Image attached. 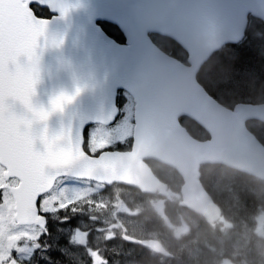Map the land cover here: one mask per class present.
Segmentation results:
<instances>
[{
    "label": "water",
    "instance_id": "1",
    "mask_svg": "<svg viewBox=\"0 0 264 264\" xmlns=\"http://www.w3.org/2000/svg\"><path fill=\"white\" fill-rule=\"evenodd\" d=\"M65 3L71 6L67 16L51 13L57 19L49 27V34L64 42L44 51L41 83L33 100L49 110L56 96L71 98L49 116L48 135H59L71 125L83 133L89 125H110L118 113L117 90L129 93L135 104L131 151L94 158L81 152L77 142L74 156L85 167L76 179L118 183L151 194L165 186L143 161L158 162L182 178L185 208L208 222L217 220L220 210L199 182L200 165H222L264 181V148L245 127L249 120L264 123V104H239L227 110L196 80L214 52L243 38L248 15L264 23V0ZM100 21L117 27L125 43L109 38L97 25ZM148 34L176 43L187 54V65L162 53ZM182 117L203 129L209 139H192L178 123Z\"/></svg>",
    "mask_w": 264,
    "mask_h": 264
},
{
    "label": "snow or ice",
    "instance_id": "2",
    "mask_svg": "<svg viewBox=\"0 0 264 264\" xmlns=\"http://www.w3.org/2000/svg\"><path fill=\"white\" fill-rule=\"evenodd\" d=\"M70 7L65 0H0V264H59L52 232L70 229L68 244L81 246L88 235L66 213L77 211L73 178L85 167L75 146L93 157L97 151L73 125L48 135L49 116L70 97L56 96L49 110L33 103L44 51L64 42L49 34L57 19L49 14L62 18Z\"/></svg>",
    "mask_w": 264,
    "mask_h": 264
},
{
    "label": "trees",
    "instance_id": "3",
    "mask_svg": "<svg viewBox=\"0 0 264 264\" xmlns=\"http://www.w3.org/2000/svg\"><path fill=\"white\" fill-rule=\"evenodd\" d=\"M99 26L114 41L122 43L123 37L114 26L103 22L99 23ZM149 37L162 52L185 63V53L171 40L155 35H149ZM197 81L210 96L226 108H232L238 103H263V22L260 19L250 18L243 40L236 45L224 46L215 53L201 67ZM179 122L192 138L198 141L208 138L202 129L188 119H181ZM246 127L264 147V125L251 121L246 124ZM154 172L158 178L164 179L158 172ZM199 174L204 190L222 212L223 221L238 228L240 222H246L250 218L264 214V182L218 165H203L199 169ZM168 206L172 207L173 203L165 205V207ZM142 210L149 211V209ZM179 210L185 211L182 206ZM198 231L199 239L203 242L198 241L191 248H194L196 252V261L203 264L202 260L211 259L210 256L203 255L205 247L211 244L207 242L208 235L204 226H200ZM213 245L215 246V243ZM135 255L132 252V258ZM222 258L230 260L232 264H244L239 263V255L230 252L227 248L222 252ZM139 259L143 260V257L140 256ZM259 262L263 263L261 258L254 256L249 262L245 261V264H259Z\"/></svg>",
    "mask_w": 264,
    "mask_h": 264
},
{
    "label": "flooded vegetation",
    "instance_id": "4",
    "mask_svg": "<svg viewBox=\"0 0 264 264\" xmlns=\"http://www.w3.org/2000/svg\"><path fill=\"white\" fill-rule=\"evenodd\" d=\"M121 94L123 95V102L125 104L129 103L132 106L131 98H129L124 92H121ZM101 128L104 130H109L106 127ZM119 142L120 141H117L114 146H106L104 148H101L100 150L101 152L109 153L129 152L130 149L124 151V148L119 147V144H117ZM152 166L156 172L164 177L163 181H165L167 184H171V189L167 191L168 193L177 189L178 177L170 169L157 163L152 164ZM74 182L77 188L88 186L96 188L98 189L97 192H103L105 194L113 193L115 191L124 193L128 192L129 194L125 195L111 194L108 196H92L90 198H87L89 202L102 201V203H106L107 205H110L117 199L122 207L127 210V213L126 215H117L116 221L111 226L99 228V219L102 216L105 217L116 214L112 211V208L108 207L106 211H103L104 214L99 215L98 218L96 215L98 213L95 212L83 215L80 211L81 207L78 205L81 201L75 203V208L77 209V211H69L66 214L70 219L76 220V226L79 227L82 233H88V235L83 241V246H81L79 244L73 243L68 244V238L71 236L72 230L64 229L63 232L53 231L51 238L48 241L53 245V252L57 253L52 257L53 262H59V264H133V262L135 264H147V252H149V254L156 259L154 261V264H161L163 259L160 257L162 255H156L152 252L150 253L148 243H160L167 250L164 241L166 237L163 235V230H161V225L163 223L160 219L168 217L170 215L169 213H164L162 211H142V209L145 208L147 197L143 195H133L131 189L118 184L104 186L78 180H74ZM89 204L93 205L91 203ZM132 205L134 206L132 207ZM131 214H133L132 217ZM155 217H158L159 219ZM153 218H155V221L152 222L153 227L147 229L145 227L146 224ZM255 220L240 222V224L243 226L239 227V237L232 234H224L223 228H205L207 233H209L207 234V240H210V235L212 233L220 235L226 246H228L234 252H239V263L242 261L249 262L254 256L256 258H259L260 238L255 234L257 223ZM180 223L190 227V229L187 230L188 240L190 241V239H192V241L194 242L196 240V236L195 234L192 235L191 233L197 230V226L201 223V221H197L192 217L191 219L183 218ZM115 224H117V227ZM250 225H253V227H250ZM148 230H150L151 232L148 233ZM126 239L135 240L140 244L129 243ZM219 240L220 239L216 236V246L217 248H219L220 245L222 248L223 244L221 242L219 243ZM238 240L239 247L236 246ZM174 248H177V246L175 245ZM61 249L63 254L60 253ZM97 252H99V255L96 254ZM132 252L136 254L134 258H132ZM204 252L207 253V256H210L211 259L202 260L203 264H220L222 261H227L213 259L216 256L212 255V251L210 249H206ZM140 256H142L143 260H145L144 263L143 260L141 261L140 259H138ZM101 257L103 259H101ZM189 262L191 264H199V262L196 260L188 259L179 261V263H175L173 261L174 264H188Z\"/></svg>",
    "mask_w": 264,
    "mask_h": 264
},
{
    "label": "rangeland",
    "instance_id": "5",
    "mask_svg": "<svg viewBox=\"0 0 264 264\" xmlns=\"http://www.w3.org/2000/svg\"><path fill=\"white\" fill-rule=\"evenodd\" d=\"M129 120L130 117L126 116L122 121L118 123V125L114 129L110 131L104 130L102 128L91 129L88 132L89 146L94 150H100L101 148L111 145V143L115 142L118 139L124 140V138L127 137V135L130 132ZM77 191L80 193V195L77 196L76 203L81 201L78 205L81 207L80 211L83 215H87L95 212L98 213L96 215L99 218V215L104 214L103 211H106L108 207H111L112 211L115 212L116 214L112 215L110 219L111 221H116L117 215H126L127 213V210L122 207V205L117 201V199L113 201L110 205H107L106 203H102V202H93V201L89 202L87 198H90L91 195L96 194L95 192L98 191V189L96 188L85 186L82 188H77ZM89 203L93 205H90ZM158 206L159 209H156V211L161 212L160 205ZM132 216L133 214H131V217ZM115 225L117 227V224ZM185 232H186L185 228L181 226V228L174 230L173 236L176 239H178L179 235ZM255 234L257 237L264 239V216L260 217L257 220ZM236 246L239 247V240L236 243ZM259 252H264V245L262 243L259 244ZM220 264H230V263L227 261H222Z\"/></svg>",
    "mask_w": 264,
    "mask_h": 264
},
{
    "label": "bare ground",
    "instance_id": "6",
    "mask_svg": "<svg viewBox=\"0 0 264 264\" xmlns=\"http://www.w3.org/2000/svg\"><path fill=\"white\" fill-rule=\"evenodd\" d=\"M141 198V197H140ZM114 244V243H113ZM129 247V246H128ZM138 251V250H137ZM142 251V250H141ZM139 259V258H138ZM142 260V259H141ZM143 261H145V260H143Z\"/></svg>",
    "mask_w": 264,
    "mask_h": 264
}]
</instances>
